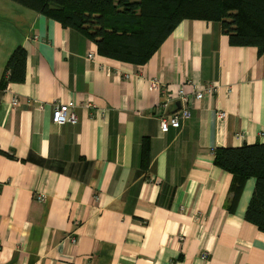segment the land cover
<instances>
[{"label": "crops", "instance_id": "crops-1", "mask_svg": "<svg viewBox=\"0 0 264 264\" xmlns=\"http://www.w3.org/2000/svg\"><path fill=\"white\" fill-rule=\"evenodd\" d=\"M17 46L25 79L0 86V264H264V232L244 216L254 179L230 210L232 176L213 163L218 146L264 143L255 47L231 45L218 21L185 19L132 65L0 0V81ZM192 83L217 89L161 132L158 104ZM68 101L77 122L54 124V105Z\"/></svg>", "mask_w": 264, "mask_h": 264}, {"label": "trees", "instance_id": "trees-1", "mask_svg": "<svg viewBox=\"0 0 264 264\" xmlns=\"http://www.w3.org/2000/svg\"><path fill=\"white\" fill-rule=\"evenodd\" d=\"M58 21L92 41L97 53L132 65L145 64L185 19L218 21L231 45L253 46L264 55V0H11ZM26 50L9 56L0 86L25 79ZM148 163V140L141 149ZM213 163L232 176L228 208L232 210L247 180L254 186L245 219L264 232V143L218 146Z\"/></svg>", "mask_w": 264, "mask_h": 264}, {"label": "built area", "instance_id": "built-area-1", "mask_svg": "<svg viewBox=\"0 0 264 264\" xmlns=\"http://www.w3.org/2000/svg\"><path fill=\"white\" fill-rule=\"evenodd\" d=\"M89 58L92 57L91 54L88 55ZM152 89L158 88V81H151ZM193 91L191 94L184 92L182 88L177 90L176 97L166 96L165 99L158 104L156 113L158 126L161 132H167L170 128L178 129L180 127L181 121L186 120L190 117L189 102L190 98L200 100L205 96H210L215 93L217 86L213 83H208L204 85L197 86L192 83ZM178 103L179 106L173 110H170V105L173 103ZM12 105H17L19 103L18 98L14 97L11 100ZM75 105L68 101L66 103H57L53 107L52 111V122L57 125H62L65 123L75 124L77 122V116L74 111ZM225 113L222 111L217 112V118L224 119ZM241 137L240 134L237 135ZM38 200H43V196L38 194L36 196ZM71 242H75V238H70ZM203 258L206 254L202 255Z\"/></svg>", "mask_w": 264, "mask_h": 264}]
</instances>
